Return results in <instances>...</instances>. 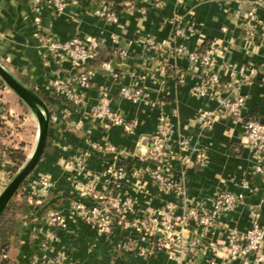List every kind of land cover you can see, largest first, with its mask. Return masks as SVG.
Wrapping results in <instances>:
<instances>
[{"label":"crops","instance_id":"obj_1","mask_svg":"<svg viewBox=\"0 0 264 264\" xmlns=\"http://www.w3.org/2000/svg\"><path fill=\"white\" fill-rule=\"evenodd\" d=\"M97 6L96 0H64L62 9L50 0H0V63L29 87L46 93L53 79L66 77L70 70L68 59L50 51L43 37L62 42L74 36H96L104 41L102 48L111 51L109 70L97 65L88 87L74 82L82 98L80 106L71 108L59 98L53 100L55 110L47 105L51 111L47 148L30 177L47 174L52 179V187L38 204L40 213L55 208L67 214L76 195L73 178L91 177L97 190L129 203L124 215L128 224L110 234L80 221L70 224V231L59 233L56 249L75 264H264V259L254 262L253 256L230 262L227 248L230 235L241 240L250 229L251 213L264 228V172L254 171L262 161L244 140L238 119L218 115L211 129H202L198 120L200 111L215 112L223 99L239 94L245 97L244 115L257 116L264 123V41L246 39L242 30L250 4L245 0H126L117 4V23L99 18ZM257 15L264 21V5ZM149 39L181 46L182 54L155 48ZM212 41L218 48L212 70L189 61L187 53ZM116 51L124 56H116ZM213 75L218 81L211 79ZM201 79L208 85L205 98L194 91ZM122 86H138L144 94L137 103L129 102L118 94ZM104 96L114 111L133 124L132 131L123 126L105 128L89 114V107ZM163 116L173 129L171 153L192 156L187 167L177 158L172 169L164 170L180 181L176 190L156 181L157 167L146 159L151 136ZM26 117L30 132L35 133V146V116L10 89H0V123L9 126L5 143L15 149L26 144L19 123ZM180 139L187 140V148H179ZM197 150L205 151L207 159L196 161L192 152ZM85 152L86 163L79 168L75 159ZM12 166L0 151V192ZM110 167L122 171L118 184L112 185ZM220 191L242 195L240 203L215 213L213 200ZM166 206L179 216L200 206L211 214L210 224L185 221L173 228L185 244L199 239L194 252L176 243L171 247L177 252L154 245L169 244L160 223L140 224ZM33 213L20 224L12 257L15 264H31L32 255L40 253L46 228L38 226L41 221ZM210 244L214 249H208ZM261 254L264 257V242Z\"/></svg>","mask_w":264,"mask_h":264},{"label":"built area","instance_id":"obj_2","mask_svg":"<svg viewBox=\"0 0 264 264\" xmlns=\"http://www.w3.org/2000/svg\"><path fill=\"white\" fill-rule=\"evenodd\" d=\"M59 9L63 8L64 0H50ZM97 1V0H96ZM126 1V0H117ZM160 3L161 0H153ZM250 4L244 16L242 25L243 35L246 39L264 41V21L258 17L257 9L264 5V0H245ZM96 14L99 18L106 20L109 23H117L119 16L116 9H111L107 0L97 1ZM179 34L182 31H177ZM43 44L58 58H67L70 65V70L66 77H56L52 80L48 90L60 96L64 101L71 103L75 107L82 104V98L74 88V82L82 87L90 85L91 75L94 68L89 67V63L95 58L99 49H102L104 41L96 36H74L62 42L49 40L48 37H43ZM149 43L158 49H165L170 52L176 51L182 54V47H174L172 42L155 43L149 39ZM218 53V48L215 42H209L203 47H199L197 51L187 53L186 56L190 62L200 64L207 70H212L214 67V59ZM116 56L123 57L121 51L115 52ZM104 69H110L109 62H103L99 65ZM114 77L116 75L114 74ZM211 79L215 82L218 77L213 75ZM195 93L205 98L208 96V85L205 80L194 87ZM120 97L132 103H137L143 96L144 91L138 86H122L118 90ZM245 97L243 95H235L233 97L223 99L220 102L219 109L215 112L202 110L199 113L198 120L202 129H211L216 116L223 118L238 119L244 128V140L252 147L259 156L262 164L256 166L255 172H264V123L250 116L244 115ZM89 114L99 120L103 127L123 126L128 132L132 131L133 124L128 123L123 115L114 111L104 96L98 103L89 107ZM172 125L166 117H160L157 127L151 136L150 149L146 159L153 162L157 167L155 173L156 181L163 187L178 189L180 181L173 180L172 177L164 173V170L172 169V163L177 158H180L183 167H187L192 163V156H179L171 153L169 146L172 142ZM179 148L185 149L188 142L185 139H180L177 142ZM194 153L196 161H204L207 159V154L203 150H197ZM88 153H83L75 161L81 168L87 160ZM107 172L111 175L112 185L118 184L121 178L122 171L120 169L108 168ZM73 186L76 190V195L72 197L70 209L67 214L62 213L58 209H49L45 213H40L38 204L45 198L49 189L52 187V179L47 174H41L37 178H30L24 181L23 194L26 196L28 206L37 215L40 220L38 226L46 228L43 233V238L40 242V253H34L31 258V264H75L70 261L69 257L62 250H58L55 244L60 241V232L70 231V224H76L79 221L93 227L102 233L110 234L114 228L126 226L125 212L128 210L129 203L123 201L112 192L104 193L95 187L94 179L87 177L85 180L74 177ZM178 186V187H177ZM247 187V185H246ZM242 195H235L227 191H220L214 197V212L218 213L224 210L231 209L238 203ZM33 213V214H34ZM33 214L30 217H33ZM253 219L250 229L245 233L243 239L239 240L234 235H230L227 239L229 261L239 259H248L254 257V262L263 261L264 257L261 254L262 244L264 242V228L259 224L256 214L251 213ZM212 220L211 214L204 207L190 208L186 215H174L169 206L160 208L157 213L146 219H141L142 226H156L160 223L166 238L169 242L157 241L159 247L171 248L173 252H177L178 248H172V243L180 245L182 250L190 253L194 252V248L199 245V239L192 240L189 243L182 241V236L174 235L173 228L179 223L192 221L195 223L210 224ZM39 227V228H40ZM170 245V246H169ZM208 249H214L212 244L207 245Z\"/></svg>","mask_w":264,"mask_h":264},{"label":"trees","instance_id":"obj_3","mask_svg":"<svg viewBox=\"0 0 264 264\" xmlns=\"http://www.w3.org/2000/svg\"><path fill=\"white\" fill-rule=\"evenodd\" d=\"M99 2V0H97ZM110 4L111 9H116L117 4L122 1L117 0H107ZM206 43L205 45H207ZM111 58V51L102 48L99 49L95 58L89 63V67L94 68L97 65H100L103 62L109 61ZM5 88L4 83L0 79V89ZM31 88L41 96V98L46 102V104L53 110L55 106L53 100L59 98L64 101L60 96L56 95L52 91H47L46 93L36 90L33 85ZM67 106L73 108L69 102L64 101ZM258 119V117H254ZM9 126L2 122L0 123V151L3 154H6L12 162V173L16 172L18 168L26 161V153L24 149L18 148L15 149L11 144L5 143L9 136ZM21 145H24L22 142ZM31 175V174H30ZM30 175L26 180L30 179ZM24 183L19 189L18 193L13 198L9 207L7 208L4 216L0 221V264H15L13 260V253L16 247L19 244V235H20V224L22 221L27 220L31 211V208L28 206L26 196L23 194ZM42 204V203H41ZM40 204V205H41ZM46 210H43V213Z\"/></svg>","mask_w":264,"mask_h":264},{"label":"water","instance_id":"obj_4","mask_svg":"<svg viewBox=\"0 0 264 264\" xmlns=\"http://www.w3.org/2000/svg\"><path fill=\"white\" fill-rule=\"evenodd\" d=\"M0 79L30 110L38 123L37 139L31 155L0 192L1 221L13 198L45 153L51 124V111L39 94L7 70L1 63Z\"/></svg>","mask_w":264,"mask_h":264},{"label":"rangeland","instance_id":"obj_5","mask_svg":"<svg viewBox=\"0 0 264 264\" xmlns=\"http://www.w3.org/2000/svg\"><path fill=\"white\" fill-rule=\"evenodd\" d=\"M5 85V84H4ZM6 87V86H5ZM9 91V90H8ZM13 97H15L13 94H11ZM20 123V127L25 131V134H21V139L23 141H25L24 143H26L24 145V151L26 153V160L28 159V157L31 155L33 149H34V138H35V133L33 135V131H31V127L29 125V122L27 121V117L24 119V122H19ZM31 131V132H30ZM15 133V132H14ZM32 134V135H31ZM26 162V161H25ZM24 162V163H25ZM23 163V164H24ZM23 164L18 168V170L23 166ZM17 172V171H16ZM10 173L8 181L14 176V174L16 173ZM7 181V183H8Z\"/></svg>","mask_w":264,"mask_h":264}]
</instances>
